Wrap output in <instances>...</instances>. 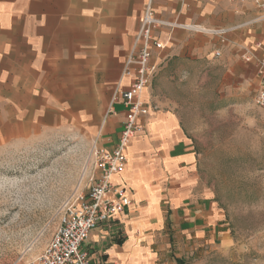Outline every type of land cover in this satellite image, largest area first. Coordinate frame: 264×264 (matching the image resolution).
I'll list each match as a JSON object with an SVG mask.
<instances>
[{"label":"crops","instance_id":"1","mask_svg":"<svg viewBox=\"0 0 264 264\" xmlns=\"http://www.w3.org/2000/svg\"><path fill=\"white\" fill-rule=\"evenodd\" d=\"M146 2L0 0V145L78 128L112 150L125 116L113 94L132 81L123 68ZM152 7L167 23L226 31L155 29L163 49L152 58L158 70L142 94L148 113L123 170L112 176L132 203L115 224L90 233L84 247L92 264H191L189 255L226 236L170 87L216 51L222 85L249 75L256 83L255 62L241 54H262L264 11L253 0H153Z\"/></svg>","mask_w":264,"mask_h":264},{"label":"rangeland","instance_id":"2","mask_svg":"<svg viewBox=\"0 0 264 264\" xmlns=\"http://www.w3.org/2000/svg\"><path fill=\"white\" fill-rule=\"evenodd\" d=\"M217 56L170 87L197 153L201 181L223 212L226 236L189 255L191 264H264V113L255 81L222 85ZM180 82V81H179ZM93 138L78 128L0 145V264L34 259L58 225L64 200L85 190Z\"/></svg>","mask_w":264,"mask_h":264},{"label":"built area","instance_id":"3","mask_svg":"<svg viewBox=\"0 0 264 264\" xmlns=\"http://www.w3.org/2000/svg\"><path fill=\"white\" fill-rule=\"evenodd\" d=\"M152 2H146L124 63L123 73L131 76L132 81L127 88L115 90L113 94V100L119 99L125 109L117 143L112 150L101 149L94 143L85 190L74 191L64 200L58 225L48 242L34 259L25 264H92L89 250L84 247L90 233L100 226H112L129 209L132 200L128 189L114 184L112 176L123 170L126 148L130 140L143 130L141 119L148 113L142 94L158 70V63L152 58L163 49V45L155 38V29L160 26H180L212 35H221L226 31L167 23L155 16ZM253 2L264 11V0ZM257 48L262 50L260 56L243 52L241 57L245 61L255 62L256 83L252 100L264 113V45L258 44ZM214 55L219 56V52L216 51Z\"/></svg>","mask_w":264,"mask_h":264},{"label":"trees","instance_id":"4","mask_svg":"<svg viewBox=\"0 0 264 264\" xmlns=\"http://www.w3.org/2000/svg\"><path fill=\"white\" fill-rule=\"evenodd\" d=\"M121 241H118V243H120Z\"/></svg>","mask_w":264,"mask_h":264}]
</instances>
